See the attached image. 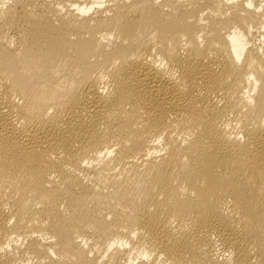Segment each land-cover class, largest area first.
I'll return each mask as SVG.
<instances>
[{"label":"bare ground","instance_id":"6f19581e","mask_svg":"<svg viewBox=\"0 0 264 264\" xmlns=\"http://www.w3.org/2000/svg\"><path fill=\"white\" fill-rule=\"evenodd\" d=\"M0 264H264V0H0Z\"/></svg>","mask_w":264,"mask_h":264}]
</instances>
